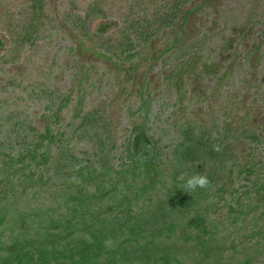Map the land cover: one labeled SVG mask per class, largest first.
<instances>
[{
  "label": "trees",
  "instance_id": "16d2710c",
  "mask_svg": "<svg viewBox=\"0 0 264 264\" xmlns=\"http://www.w3.org/2000/svg\"><path fill=\"white\" fill-rule=\"evenodd\" d=\"M32 1L24 0V12L32 11ZM257 2L264 4V0ZM152 4H156L154 0H118L113 13L95 29L84 23L92 10L88 2H84L82 13L73 12L64 43L54 51L69 50L72 40L87 43L94 36L95 55L91 57L100 56L109 72L103 76V72L93 71L89 55L78 59L80 71L75 72L73 83L78 92L73 103L67 95L62 98L60 106L66 98L68 115L56 128L48 115L39 138H27L19 120L6 124L13 111L9 103L0 101V129L6 131L4 139L0 134V152L5 146L14 150L13 156L4 155L9 166L0 167V264H264L252 261L264 243V196L257 193L264 188V167L258 164L264 143L260 144L255 133L259 130L264 137L262 119L255 125L249 123L253 117L241 111L247 98L224 99V103L209 107L205 117L202 111L198 119L184 124L173 121L170 127L176 130L175 135L168 143H160L152 119L159 117L153 113L148 119L146 115L150 91L144 89L142 76H128L144 72L141 61L131 63L138 53L135 41L149 36L151 23L173 26L175 21L176 27L181 26L190 9L185 6L188 0H173L166 11L170 15H166ZM7 10L5 7L0 13L2 34L12 33L22 22ZM131 30L135 40L129 44L126 37ZM176 32L174 29L166 44L160 45L159 56L180 41ZM204 39L208 43V36ZM6 46L0 38L2 61L9 56ZM171 67L165 68L169 81L165 86L170 85L175 93L179 83L169 84L175 77ZM119 77L121 91L112 97L114 80ZM87 86L108 90L86 102L79 91ZM132 107L137 120L121 124L118 112L133 114ZM117 134H123L118 144ZM83 140L89 149L85 155L77 153ZM213 145H219L221 151H214ZM183 173L185 177L180 179ZM192 174H206L209 187L186 191L184 183ZM37 196L40 199L35 202ZM21 198H26V204L29 201L26 210L14 205ZM218 205L233 213L228 232L242 229L248 231L243 235L248 237L247 244L253 239L251 247H239L243 257L238 261L232 257L237 247L223 241L230 237L227 233L202 236L204 231L198 229L205 220L202 213L221 208ZM255 209L258 212L251 217L252 223L242 220L239 227L233 225L236 218ZM21 215L27 221L20 231L22 226L14 223L22 222ZM225 250H231L226 257Z\"/></svg>",
  "mask_w": 264,
  "mask_h": 264
},
{
  "label": "rangeland",
  "instance_id": "374dc122",
  "mask_svg": "<svg viewBox=\"0 0 264 264\" xmlns=\"http://www.w3.org/2000/svg\"><path fill=\"white\" fill-rule=\"evenodd\" d=\"M172 1L167 0L164 3L163 0H154L156 4L152 6L158 7L160 13L170 15L166 11ZM257 1L259 0H188L185 6L190 11L181 26L176 27L175 21L173 26L151 23L153 31L149 32V36L135 41L137 46L134 49L137 48L138 53L132 61L130 57L129 62L141 61V69H144V72H132L128 76L132 74L136 79L142 76L144 89L150 91L151 100H148L150 102L146 115L148 119L152 118L153 113L159 117L158 120L152 119L155 130L160 132L158 135L160 143H168L175 135L176 130L170 127L173 121L177 120L178 123L184 124L186 120L198 119L197 116L202 111L205 117L209 107L212 109L215 102L224 103V99L234 98L236 101H242V98H247L248 101L243 103L241 111L246 110L251 114L250 117L253 118L249 123L252 125L257 124L261 119L260 123L264 125V4L259 6ZM32 2L34 4L32 11L26 13L24 0H0L1 14L6 7L13 18L22 20L21 25L12 30V33L10 30L6 34L0 33L3 44L9 49L7 61L0 60V101L9 103L13 111L7 115L6 124H10L15 119L19 120L27 138L34 140L39 138L38 135L46 123V116H50L55 128L58 126L57 123H63L68 115V111H65L67 99L65 98L60 106L61 100L67 95L73 103L78 92L75 86L73 87L77 78L75 72L80 71L78 59L95 55L92 43L97 39H93L94 36L88 42L86 39L87 43L84 40L74 43L72 40L73 46L69 50L54 51L56 47L64 43V32L69 31L67 21L75 16L73 12L82 13L84 2H88L92 10L84 17V23L87 27L95 29L101 26L100 21L107 19V16L113 13L118 0H33ZM174 29L178 31L176 34L180 35V41L176 42L166 54L159 56L160 45L166 44ZM24 32L26 35H23ZM133 32L134 30L128 31L126 39L129 44L132 43L131 40H135L132 38ZM25 36H29L30 39L23 41L22 38ZM205 36H208V43L204 39ZM200 48L204 51L200 52ZM176 51L180 54L174 55ZM9 58L12 60L10 61ZM91 61L95 65L93 71L103 72V76L107 75L109 71L100 56L91 57ZM170 65L175 77L170 78L169 84L179 83V89L175 93L170 91V85L165 86V83L169 82L166 79L165 68L168 69ZM121 79V77L115 79L119 83L114 80L112 97L115 91L120 93ZM16 80H18L17 83H15ZM182 84L184 85L181 86ZM158 89L164 92L160 93ZM107 90L108 87L89 89L87 86L83 92L79 91V93L84 94L86 102H89L98 92L104 93ZM134 96L135 93H132L131 98ZM133 112V114L118 112L120 123L129 124L137 120V111L133 110ZM0 131L4 139L5 128H1ZM255 133L258 134L259 139L261 138L260 144H263L264 137L261 136L260 131L256 130ZM116 136V144H118V141L123 140V134ZM41 141L37 143V146L41 144ZM7 147H3L0 152V167L2 164L9 166L7 159L4 158L5 154L9 157L13 156L14 150H6ZM87 147L85 140L80 141L77 146L80 149L77 153L85 155V152L89 150ZM254 153L258 154L259 149H256ZM258 164L264 167V154L261 155ZM257 193L264 196V188ZM25 199L21 198L14 202L17 210L27 209L29 201L26 204ZM39 199L40 197L37 196L34 200L38 202ZM257 212L258 210L255 209L248 214H242L239 216L240 219L236 218L233 225L239 227L242 220L252 223L251 217ZM40 215L44 214L41 212ZM202 215L205 220L198 225V229L204 231L202 236L215 237L227 233L230 237L224 238V243L237 247L232 257L237 261L242 259L243 254L239 253L240 248L251 247L253 239L250 237L251 241L247 244L248 237L245 238L243 235H247L248 231L242 232V229L228 232L231 229L228 222L231 221L233 213L222 206L204 212ZM20 218L23 219L22 222L16 221L14 224L22 226L21 231L27 220L22 215ZM190 243L191 240L186 244ZM261 244L263 250L253 254L252 261L257 263H264V243ZM246 250L248 254L251 253L250 249ZM230 253L231 250H225L223 255L226 257ZM191 263V261L184 262V264ZM115 264L128 263L122 261Z\"/></svg>",
  "mask_w": 264,
  "mask_h": 264
},
{
  "label": "clouds",
  "instance_id": "9594fccd",
  "mask_svg": "<svg viewBox=\"0 0 264 264\" xmlns=\"http://www.w3.org/2000/svg\"><path fill=\"white\" fill-rule=\"evenodd\" d=\"M214 151H221L219 145H213ZM185 174L183 173L180 179H184ZM210 185V180L206 174H192L186 179L183 188L189 193L194 192L197 188H207Z\"/></svg>",
  "mask_w": 264,
  "mask_h": 264
}]
</instances>
